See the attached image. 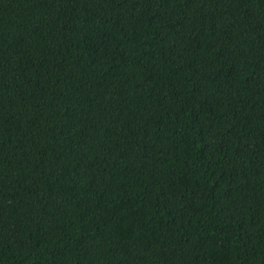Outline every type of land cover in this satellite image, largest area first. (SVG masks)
I'll return each mask as SVG.
<instances>
[{
    "label": "trees",
    "instance_id": "trees-1",
    "mask_svg": "<svg viewBox=\"0 0 264 264\" xmlns=\"http://www.w3.org/2000/svg\"><path fill=\"white\" fill-rule=\"evenodd\" d=\"M0 264H264V0H0Z\"/></svg>",
    "mask_w": 264,
    "mask_h": 264
}]
</instances>
